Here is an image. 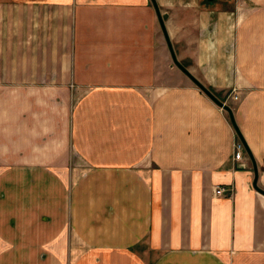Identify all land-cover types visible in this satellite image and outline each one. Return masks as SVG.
<instances>
[{"label":"crops","instance_id":"0c3cea01","mask_svg":"<svg viewBox=\"0 0 264 264\" xmlns=\"http://www.w3.org/2000/svg\"><path fill=\"white\" fill-rule=\"evenodd\" d=\"M156 1L264 189V0ZM238 140L151 0H0V264H264Z\"/></svg>","mask_w":264,"mask_h":264},{"label":"water","instance_id":"95a60500","mask_svg":"<svg viewBox=\"0 0 264 264\" xmlns=\"http://www.w3.org/2000/svg\"><path fill=\"white\" fill-rule=\"evenodd\" d=\"M153 7L155 9L160 27L162 29L163 35L165 37L167 46L169 48V52L172 58L173 63L182 71L184 72L197 86H199V88L201 90H203L212 100H214L219 106L223 107L224 109H226L229 113L231 122L233 124V126L235 127L237 134L239 136V138L241 139V141L243 142L246 152L249 155L250 159L252 160L253 166H254V172H255V177H254V181H253V186L255 187L256 190H258L259 192L264 194V189H262L259 185H258V178H259V172H258V168H257V163L256 160L249 148V146L247 145L243 135L241 134L239 127L237 126L236 120H235V116L233 113V110L231 109V107L227 104H225L224 102H222L218 97L215 96V94H213L204 84H202L197 78L196 76H194L191 71L182 64V62L178 59L174 45L172 43L171 37L169 35L168 29H167V25L166 22L164 20L163 14L161 12V9L159 7V4L157 3L156 0H151Z\"/></svg>","mask_w":264,"mask_h":264},{"label":"built area","instance_id":"2783aa9c","mask_svg":"<svg viewBox=\"0 0 264 264\" xmlns=\"http://www.w3.org/2000/svg\"><path fill=\"white\" fill-rule=\"evenodd\" d=\"M235 150H236L235 159L236 160H242L244 158V155H245V146L240 140H238L236 142ZM228 191H229V193H228ZM232 193H233L232 188L229 189V188H225L222 186H217V188H216V194L217 195H224V194L231 195Z\"/></svg>","mask_w":264,"mask_h":264},{"label":"rangeland","instance_id":"374dc122","mask_svg":"<svg viewBox=\"0 0 264 264\" xmlns=\"http://www.w3.org/2000/svg\"><path fill=\"white\" fill-rule=\"evenodd\" d=\"M162 30V29H161ZM203 91V90H202ZM204 92V91H203ZM213 93V92H212ZM214 94V93H213ZM216 96V95H215ZM217 97V96H216ZM233 99H238V95L237 94H234L233 95ZM222 102H224L225 104H230V101L228 102V100L227 99H224V100H222V99H220ZM215 102V101H214ZM216 103V102H215ZM221 107V106H220ZM223 108V107H222ZM224 109V108H223ZM226 110V109H225ZM241 141V140H240ZM242 142V141H241ZM243 143V142H242Z\"/></svg>","mask_w":264,"mask_h":264}]
</instances>
